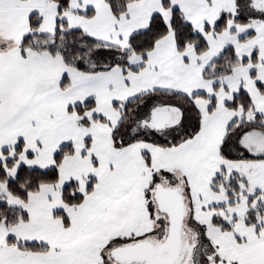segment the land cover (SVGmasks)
Segmentation results:
<instances>
[{"label": "snow or ice", "instance_id": "6c2138e0", "mask_svg": "<svg viewBox=\"0 0 264 264\" xmlns=\"http://www.w3.org/2000/svg\"><path fill=\"white\" fill-rule=\"evenodd\" d=\"M0 264H264V0H0Z\"/></svg>", "mask_w": 264, "mask_h": 264}]
</instances>
